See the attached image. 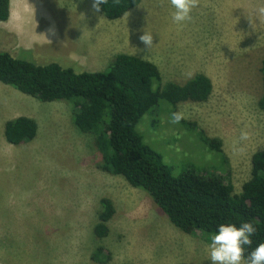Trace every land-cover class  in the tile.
<instances>
[{"label": "rangeland", "instance_id": "rangeland-1", "mask_svg": "<svg viewBox=\"0 0 264 264\" xmlns=\"http://www.w3.org/2000/svg\"><path fill=\"white\" fill-rule=\"evenodd\" d=\"M91 6L92 0H9L0 51L74 72L103 71L115 54L127 53L155 64L161 85L181 84L189 71L204 74L212 86L208 98L179 102L174 111L219 140L224 162L194 131L170 123L172 109L162 100L135 130L170 175L218 173L238 193L251 154L264 150V109L256 105L264 16L255 12L264 0H200L183 26L171 19L170 0H140L113 20ZM144 31L153 35L150 49L139 39ZM17 116L33 119L36 133L11 145L3 123ZM70 118L64 101H39L0 82V264H211L210 243L198 232L178 230L144 191L96 168L92 137ZM242 132L248 139H240ZM103 197L113 214L107 234L96 238ZM96 246L108 258L92 259Z\"/></svg>", "mask_w": 264, "mask_h": 264}, {"label": "trees", "instance_id": "trees-1", "mask_svg": "<svg viewBox=\"0 0 264 264\" xmlns=\"http://www.w3.org/2000/svg\"><path fill=\"white\" fill-rule=\"evenodd\" d=\"M139 2L119 0V4H114L109 0L107 5H101L99 13L107 20L117 19ZM8 15L9 0H0V22ZM259 73L261 92L256 105L264 109V57ZM0 82L39 101L69 104L73 127L92 137L99 154L96 168L118 175L131 187L144 191L178 230L198 232L204 241L211 243L221 223L239 226L252 221L257 231L252 236V245L246 249L245 259L264 242V150L251 154L249 178L238 193H233L232 185L218 173L203 175L186 170L170 175L159 155L135 130L141 116L159 100L171 107L170 115L179 102L205 101L212 86L204 74L196 73L181 84L167 81L161 85L155 64L127 53L115 54L103 71L74 72L55 62L39 65L0 51ZM179 125L194 131L201 143L219 155L221 162L226 160L218 139L207 137L193 123L182 120ZM36 128L33 119L17 116L3 123V137L11 145L24 144L33 139ZM99 205L97 222L92 228L96 238L107 234L106 222L113 214L108 198H101ZM92 251V259L108 258L103 256L101 246Z\"/></svg>", "mask_w": 264, "mask_h": 264}, {"label": "clouds", "instance_id": "clouds-1", "mask_svg": "<svg viewBox=\"0 0 264 264\" xmlns=\"http://www.w3.org/2000/svg\"><path fill=\"white\" fill-rule=\"evenodd\" d=\"M109 0H92L93 12H100L101 5H107ZM114 4H119V0H113ZM200 0H170L174 11L170 13L173 23L183 26L192 20L191 13L198 7ZM258 16H264V6L255 9ZM51 35H55L54 29H49ZM140 41L150 49L153 45V35L144 31L139 36ZM47 40V39H46ZM51 43V40H47ZM186 77L191 79L194 76L192 71L187 72ZM185 119L183 111L171 113L169 122L180 124ZM241 140L248 139V133L242 132ZM256 225L252 221H244L237 226L234 223H221L218 230L211 237L210 261L211 264H264V242H260L253 248L245 259V252L253 243L252 236L256 233Z\"/></svg>", "mask_w": 264, "mask_h": 264}]
</instances>
